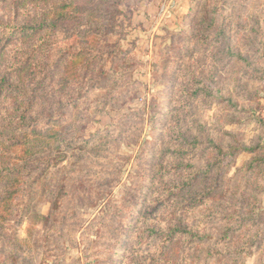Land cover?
<instances>
[{
	"label": "rangeland",
	"instance_id": "1",
	"mask_svg": "<svg viewBox=\"0 0 264 264\" xmlns=\"http://www.w3.org/2000/svg\"><path fill=\"white\" fill-rule=\"evenodd\" d=\"M65 3L0 0V264H264V0Z\"/></svg>",
	"mask_w": 264,
	"mask_h": 264
},
{
	"label": "trees",
	"instance_id": "2",
	"mask_svg": "<svg viewBox=\"0 0 264 264\" xmlns=\"http://www.w3.org/2000/svg\"><path fill=\"white\" fill-rule=\"evenodd\" d=\"M68 1V3H65L61 8L62 9H64V8H67V7H69L70 6V4H72V0H67ZM60 16H64V14L63 13H61L60 14ZM8 28V26H4V25H0V31H3L4 32V30H6ZM26 28V30H28L27 32H25V31H21V30H23V29H25ZM16 29H19L18 30V35L20 36L21 34H23L24 32L25 33H28V32H35V31H37L38 30V28L36 29V28H34V27H30V26H26V27H23V28H16ZM71 59H72V57H71ZM54 69H52V68H50L48 71H49V73L51 72V71H53ZM67 71V69L65 70V72ZM21 92H23V89L22 88H20V86H18V85H12V84H10L9 82H8V79H7V76L6 75H0V96L1 95H9V94H13V93H21ZM48 131H46V132H44V133H42V135L43 136H36L35 138H34V141L35 142H29V144H32V145H35L36 143H40V142H43L44 141V139H43V137L45 136V135H47L48 133H47ZM41 135V134H40ZM48 136V135H47ZM152 227H149V230L151 229ZM156 232V231H155ZM141 234H142V231H141ZM154 235H156V236H158V232H156V233H154Z\"/></svg>",
	"mask_w": 264,
	"mask_h": 264
}]
</instances>
